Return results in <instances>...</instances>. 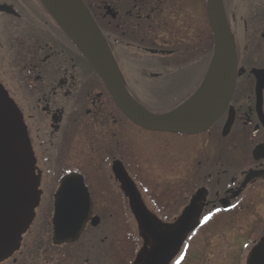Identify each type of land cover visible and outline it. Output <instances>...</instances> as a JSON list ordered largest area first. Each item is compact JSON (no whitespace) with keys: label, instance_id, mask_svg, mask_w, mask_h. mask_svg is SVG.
<instances>
[{"label":"flooded vegetation","instance_id":"obj_1","mask_svg":"<svg viewBox=\"0 0 264 264\" xmlns=\"http://www.w3.org/2000/svg\"><path fill=\"white\" fill-rule=\"evenodd\" d=\"M82 1L138 105L162 115L195 94L214 51L209 0ZM1 5L0 83L23 115L39 183L32 222L0 264H205L195 247L206 252L212 229L233 230L237 264H247L264 236V89L259 110L253 73L264 68V2L224 0L244 72L219 118L195 134L131 120L40 0ZM80 201L83 228L58 239L56 211H82ZM192 205L178 250L153 260L155 248L172 249L168 235Z\"/></svg>","mask_w":264,"mask_h":264},{"label":"water","instance_id":"obj_2","mask_svg":"<svg viewBox=\"0 0 264 264\" xmlns=\"http://www.w3.org/2000/svg\"><path fill=\"white\" fill-rule=\"evenodd\" d=\"M40 1L96 69L118 106L142 127L183 134H195L209 128L229 104L237 78L244 72V69H238L235 40L226 17L224 0H209L214 51L205 79L195 94L179 107L166 114H154L138 105L126 91L107 42L82 0ZM0 10L5 11L7 7L1 5ZM253 73L257 79L258 109L261 110L264 68H254ZM35 164L23 115L0 83V259L16 249L32 222L33 209L38 203L39 181ZM252 177L254 173L246 178L244 185ZM78 199L83 197L78 196ZM79 205L83 208L79 212L56 211L54 223L58 239H64L65 232L69 231H72L69 237H73L83 228L89 203L80 201ZM134 207L136 213L144 215L137 197H134ZM195 215L196 207L192 205L185 211L177 228L168 235L172 249L155 248L153 260H158L162 254L164 261H169L165 254L171 256L178 250ZM68 221L74 227H68ZM247 264H264V236L251 249Z\"/></svg>","mask_w":264,"mask_h":264},{"label":"rangeland","instance_id":"obj_3","mask_svg":"<svg viewBox=\"0 0 264 264\" xmlns=\"http://www.w3.org/2000/svg\"><path fill=\"white\" fill-rule=\"evenodd\" d=\"M12 1L13 0H9ZM264 0H254V9L259 5L263 4ZM259 8V7H258ZM256 11L254 10V13ZM244 24L238 27L239 31V40H240V48L243 51L246 45V38H245V30H243ZM8 83V80H5ZM4 83V82H3ZM233 230L231 229H215L209 231L207 234V239L202 245L206 252H202L201 245L197 244L198 247L196 248V256L198 258H203V253L205 257V264H237L238 263V253H239V244L241 242H235L233 239ZM207 243V245H206ZM196 260V259H195ZM196 262L200 264L197 260ZM195 262V263H196Z\"/></svg>","mask_w":264,"mask_h":264}]
</instances>
